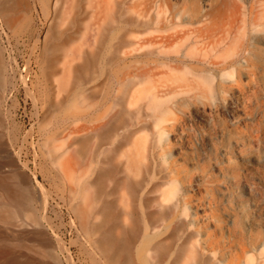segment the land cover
I'll return each instance as SVG.
<instances>
[{"label": "bare ground", "instance_id": "bare-ground-1", "mask_svg": "<svg viewBox=\"0 0 264 264\" xmlns=\"http://www.w3.org/2000/svg\"><path fill=\"white\" fill-rule=\"evenodd\" d=\"M23 1L0 0L1 17L10 22ZM57 2L44 0L53 13ZM80 2L92 12L99 5L73 0L71 7ZM102 2L99 41L115 31L105 61V70L115 69L106 111L95 119L82 114L46 140L49 153L58 149L54 140L66 139L79 145L78 155L92 136L100 146L115 141L94 171L91 158L85 173H69L90 243L110 264H136L139 241L145 264H264V0ZM61 34L58 22L48 27L43 63L47 78L65 88L63 102L69 86L87 79L90 61L70 66L71 81L59 78L68 52ZM4 72L0 55V106ZM91 93L84 87L80 94ZM110 181L115 198L101 201ZM0 190L2 207H26L40 224L25 174H0ZM49 248L60 263L58 246ZM9 250L0 245V264H35Z\"/></svg>", "mask_w": 264, "mask_h": 264}, {"label": "rangeland", "instance_id": "rangeland-1", "mask_svg": "<svg viewBox=\"0 0 264 264\" xmlns=\"http://www.w3.org/2000/svg\"><path fill=\"white\" fill-rule=\"evenodd\" d=\"M72 1L58 0L56 13H53L45 7L44 0H24L22 5L17 3L11 12L10 22L0 14V55L6 82L0 106L3 122L0 127V174L13 170L25 174L38 197L35 211L42 215L38 225L33 222L26 207L18 209L0 205V245L7 246L18 262L33 260L35 264H57L47 253L50 245H54L58 246V264H110L93 247L91 237L83 230L73 208L80 198L69 192L68 180L69 173L76 176L85 173L91 158L94 171L102 158L101 151L113 149L115 141L100 146L98 139L90 134L92 138L87 153L83 155L76 154L79 145H69V140H54L53 146L58 149L50 153L46 142L70 120H79L82 114L95 119L105 113L107 92L115 70L114 67L105 70L115 31L108 29L105 38L99 41L106 18L105 4L97 0V10L92 12L84 2H80L79 8H72ZM171 2L178 3L179 0ZM203 2L197 0L198 5ZM57 22L58 31L62 33L58 39L68 48L62 64L63 73H59V78L62 76L71 81L73 73L70 66L82 63L85 58L90 61L86 68L87 79L69 86L68 96L63 102L62 97L67 95L65 88L58 87L51 77L47 78L43 63L46 32L49 26ZM57 69H61V66L48 70V74ZM84 87L92 89L89 97L80 94ZM237 107L238 104L234 102L233 108ZM261 108L264 110V106ZM87 134L89 132L86 131L76 133L78 137H88ZM65 150L66 153H63ZM65 163L68 164L67 168ZM259 170L264 171V167H259ZM76 178L71 180L74 184L77 183ZM73 183L71 191L75 190ZM112 187V182H108L107 194L101 201L114 200ZM4 200L0 190V202ZM4 210L7 212L4 213ZM9 212L13 215H8ZM141 244L139 241L134 249L136 264H145Z\"/></svg>", "mask_w": 264, "mask_h": 264}]
</instances>
